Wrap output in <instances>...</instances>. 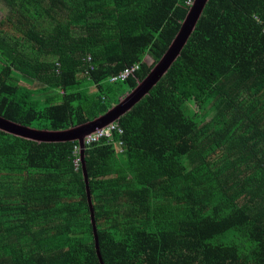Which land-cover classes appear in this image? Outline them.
I'll list each match as a JSON object with an SVG mask.
<instances>
[{"label": "trees", "instance_id": "trees-1", "mask_svg": "<svg viewBox=\"0 0 264 264\" xmlns=\"http://www.w3.org/2000/svg\"><path fill=\"white\" fill-rule=\"evenodd\" d=\"M187 1L0 0V117L65 131L104 115ZM152 84L110 123L122 136L85 146L86 180L78 143L0 131V264H99L86 187L104 264H264V0H207Z\"/></svg>", "mask_w": 264, "mask_h": 264}, {"label": "water", "instance_id": "water-1", "mask_svg": "<svg viewBox=\"0 0 264 264\" xmlns=\"http://www.w3.org/2000/svg\"><path fill=\"white\" fill-rule=\"evenodd\" d=\"M206 2L207 0H194V3L190 7L184 21L182 22V26L179 29L177 35L173 39L166 53L153 67V70H151L150 75L144 81H142L129 95H127L123 101H121L114 108L110 109L104 115L93 119L90 122L65 131H48L28 128L0 117V131L26 140L35 141L37 143H55L63 141L78 143L80 149V161L82 163V173L86 180V169L83 161L84 138L89 134L93 133L96 129L104 128L110 123H113L118 120L122 115L128 112L137 102H139L137 101V99H141L148 93V91L153 85L152 83H155L158 80L159 76L164 74L170 68L172 63L176 60L179 52L185 46L188 37L195 28L197 17L201 13V10L204 8ZM86 194L90 208L96 255L99 264H104L99 250L96 227L93 219V208L90 201V192L88 187H86Z\"/></svg>", "mask_w": 264, "mask_h": 264}, {"label": "built area", "instance_id": "built-area-1", "mask_svg": "<svg viewBox=\"0 0 264 264\" xmlns=\"http://www.w3.org/2000/svg\"><path fill=\"white\" fill-rule=\"evenodd\" d=\"M192 0H188L187 4H190ZM136 69V67H132L126 70H123L119 75L115 76L112 78V81H124L126 78L129 77V75ZM113 133L121 134L122 131L121 129L116 125V124H111L107 126L106 128L97 130L95 133L89 135L85 139V145H92L95 143L100 142L103 139H108L110 138ZM121 143H119L118 147H120ZM77 149V148H76ZM118 151H121L118 150ZM79 162V158L75 161V165Z\"/></svg>", "mask_w": 264, "mask_h": 264}, {"label": "rangeland", "instance_id": "rangeland-1", "mask_svg": "<svg viewBox=\"0 0 264 264\" xmlns=\"http://www.w3.org/2000/svg\"><path fill=\"white\" fill-rule=\"evenodd\" d=\"M5 15V10L3 9V6H2V4L0 3V19H2L3 18V16ZM148 63H151L152 62V60H150L149 58H147V60H146ZM81 77H86L84 74H82V76ZM112 78L113 77H109L108 78V83H110V84H113V83H117L118 81H112ZM95 91V89H93L92 87H91V92H94ZM132 92V90L131 91H129L128 93H126L123 97H121V98H119L120 99V101H119V103L121 102V101H123L125 98H126V96L127 95H129L130 93ZM119 96V95H118ZM144 97V96H143ZM142 97V98H143ZM141 98V99H142ZM104 99H106L105 97H104ZM141 99H137V101H141ZM106 101L107 102H109L107 99H106ZM111 101H113V100H111ZM110 101V102H111ZM139 102H137V103H139ZM34 128V127H33ZM84 145H85V143H84ZM115 151H118L117 149L115 150Z\"/></svg>", "mask_w": 264, "mask_h": 264}, {"label": "clouds", "instance_id": "clouds-1", "mask_svg": "<svg viewBox=\"0 0 264 264\" xmlns=\"http://www.w3.org/2000/svg\"><path fill=\"white\" fill-rule=\"evenodd\" d=\"M193 2H194V1H193ZM118 82H122V81H118ZM110 125H111V124H110ZM108 126H109V125H108ZM106 127H107V126H106ZM106 127H104V128H106ZM119 128L121 129L120 126H119ZM101 129H103V128H101ZM97 130H100V129H96L93 133H95ZM121 131H122L121 134H117V133H116V134L119 135V136H122V134H123V130L121 129ZM93 133H91V134H93ZM91 134H89V135H91ZM89 135H88V136H89ZM88 136H86V137L84 138V143H85V139H86ZM98 143H99V142H98ZM119 143H121V145H120L119 148L122 150V148H121V146H122V142H121V140L117 142V145H119ZM95 144H97V143H95ZM92 145H94V144H92ZM92 145H84V149H85V146H92ZM77 151H80V149H79V150L77 149ZM122 151H123V150H122ZM122 151H121V152H122ZM79 161H80V156H79Z\"/></svg>", "mask_w": 264, "mask_h": 264}, {"label": "crops", "instance_id": "crops-1", "mask_svg": "<svg viewBox=\"0 0 264 264\" xmlns=\"http://www.w3.org/2000/svg\"><path fill=\"white\" fill-rule=\"evenodd\" d=\"M148 57L145 58V60H147Z\"/></svg>", "mask_w": 264, "mask_h": 264}]
</instances>
